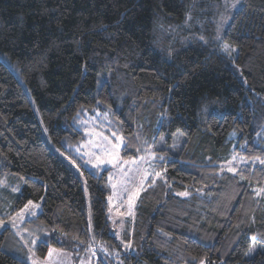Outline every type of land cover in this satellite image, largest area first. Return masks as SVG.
I'll return each mask as SVG.
<instances>
[{"label": "trees", "instance_id": "16d2710c", "mask_svg": "<svg viewBox=\"0 0 264 264\" xmlns=\"http://www.w3.org/2000/svg\"><path fill=\"white\" fill-rule=\"evenodd\" d=\"M97 109L124 156L162 153L122 235L109 170L72 150ZM261 160L264 0H0V176L24 177L18 208L45 196L28 221L48 238L39 259L99 246L92 264H264V247L247 257L264 246ZM4 237L0 264H30Z\"/></svg>", "mask_w": 264, "mask_h": 264}, {"label": "rangeland", "instance_id": "374dc122", "mask_svg": "<svg viewBox=\"0 0 264 264\" xmlns=\"http://www.w3.org/2000/svg\"><path fill=\"white\" fill-rule=\"evenodd\" d=\"M225 1L230 9L237 8L240 2V0ZM226 48L228 51H225ZM224 51L228 56L234 58L237 48L226 45ZM74 123L83 132V139L72 144L73 153L82 159L85 167L89 170L98 174L109 170L107 181L110 191L107 197V216L112 232L122 235L127 229L128 222L134 217L137 202L148 180L154 174L157 155H162V153H157L153 149H144L137 157L124 156L123 151L126 143L121 134L112 130L111 115L108 111L97 109L93 113L79 114ZM102 128L111 129V131L105 132ZM113 133H115V137L112 135ZM103 137H108L111 144ZM121 137L123 143L118 149L116 162L103 163L97 167L95 158L109 159L110 156L106 155V152L115 155L117 150L113 149L112 145L119 143L118 138ZM152 153H155V156ZM133 158L136 160L135 164L121 163L122 161H131ZM23 185L24 177L18 174L9 172L0 176V222H2L0 223V235L5 234L3 249L30 264H92L96 257H93L91 252L89 256L88 252H84L77 258L73 252L53 246L49 248L45 258L37 257V244L47 241L48 238L35 231L34 227H29L28 221L42 212L45 196L39 201L32 200V204H29L28 201L18 208V196L22 192ZM26 205H28L27 209ZM33 212L35 215H32ZM262 247L264 246L253 239L247 257H253ZM50 250H54L51 256H49Z\"/></svg>", "mask_w": 264, "mask_h": 264}, {"label": "snow or ice", "instance_id": "6c2138e0", "mask_svg": "<svg viewBox=\"0 0 264 264\" xmlns=\"http://www.w3.org/2000/svg\"><path fill=\"white\" fill-rule=\"evenodd\" d=\"M225 51H228V49L226 48ZM112 135L115 137V133H113ZM103 139L105 141H107L109 144H111V141L108 140V137H103ZM118 139H119V143H117L115 145H112V148L115 149V150H117L116 153H115V155H113L111 152H106V155L110 156V158L107 159V160H105V159H103L101 157H96L95 159L97 161V165H96L97 167L100 164H103V163H115L116 162V156H118V149L120 147V144L123 143V138L122 137L121 138H118ZM152 155L155 156V153H152ZM141 159H143V157H141ZM233 159H235V157H233ZM257 159H259V158H257ZM121 163H123V164H128V163L135 164L136 163V160H135V158H133L131 161H122ZM261 163H264V160H261ZM228 171L235 172L236 169L235 168H229ZM156 175L159 176L160 173H156ZM262 191H264V189H262ZM257 194L259 195V193H257ZM182 195H187V193H182ZM109 199H111V198H109ZM29 204H32V202L29 201ZM27 207H28V205L25 206L26 209H27ZM32 215H35V213L33 212ZM0 223H2V222H0ZM52 251H54V250H50L49 251V256H51Z\"/></svg>", "mask_w": 264, "mask_h": 264}, {"label": "built area", "instance_id": "2783aa9c", "mask_svg": "<svg viewBox=\"0 0 264 264\" xmlns=\"http://www.w3.org/2000/svg\"><path fill=\"white\" fill-rule=\"evenodd\" d=\"M101 249L99 246H95L91 249V254L93 257H98Z\"/></svg>", "mask_w": 264, "mask_h": 264}]
</instances>
